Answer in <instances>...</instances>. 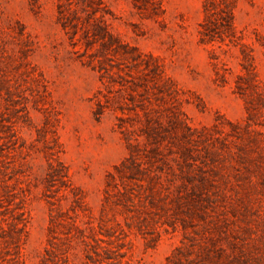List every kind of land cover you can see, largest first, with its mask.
Masks as SVG:
<instances>
[{"label": "rangeland", "instance_id": "374dc122", "mask_svg": "<svg viewBox=\"0 0 264 264\" xmlns=\"http://www.w3.org/2000/svg\"><path fill=\"white\" fill-rule=\"evenodd\" d=\"M0 0V264H264V0Z\"/></svg>", "mask_w": 264, "mask_h": 264}, {"label": "trees", "instance_id": "16d2710c", "mask_svg": "<svg viewBox=\"0 0 264 264\" xmlns=\"http://www.w3.org/2000/svg\"><path fill=\"white\" fill-rule=\"evenodd\" d=\"M236 0H204L206 20L202 33L211 39H225L234 28L233 4Z\"/></svg>", "mask_w": 264, "mask_h": 264}]
</instances>
